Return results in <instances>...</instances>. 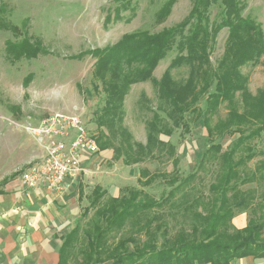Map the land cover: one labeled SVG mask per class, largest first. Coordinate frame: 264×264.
Returning a JSON list of instances; mask_svg holds the SVG:
<instances>
[{"label": "trees", "instance_id": "obj_1", "mask_svg": "<svg viewBox=\"0 0 264 264\" xmlns=\"http://www.w3.org/2000/svg\"><path fill=\"white\" fill-rule=\"evenodd\" d=\"M117 1L120 7L107 15V26L124 19L125 0ZM178 1L164 3L156 15L158 24L167 20ZM191 4L189 14L174 27L157 33L125 34L113 45L88 52L96 60L93 82L105 95L96 116L100 150L113 148L115 160L126 166L172 159L174 169L172 173L140 171L138 182L143 188L161 182L170 188L159 200L136 187H124L119 197H110L97 185L89 206L63 239L59 264H231L247 257L264 259V149L258 150L256 144L264 139V87L253 94L249 77L242 72L243 67L258 64L264 55V31L255 20L243 16L246 5L240 0H191ZM215 4L222 10L212 20L210 9ZM6 9L0 0V31L15 38L4 45L8 62L16 64L51 54L41 40H34L8 21ZM223 30L228 31L224 52L214 65L212 55ZM174 50L176 57L161 79L155 80L156 68ZM84 55L70 59L81 60ZM182 67L189 69L188 77L178 81L173 70ZM150 80L156 87L158 104L146 123V143H139L124 125V105L133 85ZM32 82L29 76L23 85L27 88ZM142 101L149 106L146 95ZM222 107L227 111L224 118L220 117ZM13 110L21 112L20 107ZM201 119L211 145L198 168L206 164L213 168L215 180L209 195H189L196 174L181 178L176 147L162 136L171 137L177 130L189 133ZM235 136L226 150L218 143ZM259 157L255 168L249 169V163ZM21 172L4 179L0 186ZM246 185L256 186L243 189ZM184 190V199L177 205L183 209L184 221L170 236L162 221L156 222L162 215L151 213L172 206L170 202ZM244 213L249 218L247 226L235 228L233 218ZM149 216L152 219L147 220ZM140 235L147 239L138 240Z\"/></svg>", "mask_w": 264, "mask_h": 264}, {"label": "rangeland", "instance_id": "obj_2", "mask_svg": "<svg viewBox=\"0 0 264 264\" xmlns=\"http://www.w3.org/2000/svg\"><path fill=\"white\" fill-rule=\"evenodd\" d=\"M166 1L125 0L127 9L121 14L124 19L113 21L107 26V15H113L115 9L120 7L117 0H1L7 7V20L24 29L26 35L34 40H41L51 54L10 64L5 59L3 50L5 42L15 38L10 32L0 31V93L4 98L0 104V183L8 176L22 171L15 177L19 183V176L25 170L40 163L44 156L41 143L26 128L39 126L53 113L79 116L91 135L95 139L99 137L96 116L104 105L105 95L102 88L97 86L96 89L93 82L92 73L96 60L88 52L113 45L125 34L138 31L157 33L164 28L174 27L189 14L192 7L191 0H179L167 20L158 24L157 12ZM240 1L246 5L243 16L255 20L264 31V0ZM221 10L219 5H213L210 9L211 19L218 18ZM227 36L228 31L223 30L217 39L212 55L214 65L222 57ZM81 53H86L83 59H70V56ZM176 55L177 51L174 50L161 61L153 74L155 80L161 79ZM188 70L187 67L175 69L173 76L178 81L184 80L188 77ZM242 72L249 77V88L255 94L264 87V55L258 64H249L243 67ZM29 76L33 78V82L25 88L23 81ZM143 95L150 102L148 107L142 101ZM157 104V90L153 81L132 86L125 100L124 125L135 141L146 143V123L151 119ZM14 107H20L21 112H15ZM202 107L205 105L202 104ZM226 113L225 107H222L220 117L224 118ZM237 137L219 139L218 143L226 150ZM162 138L176 147L181 178L196 174L192 183L193 190L189 195H209V186L215 180V171L207 164L202 169L198 168L204 151L211 145L203 120L193 124L189 133L177 130L171 137ZM109 142L111 143L110 139ZM115 144L120 146L119 142ZM256 144L258 150L264 149V139ZM259 159L261 158L250 162L249 169H254ZM81 168V172L74 179L81 183L86 195L97 185L106 190L107 196L119 195L124 187H136L155 200L161 199L163 193L170 188L162 182L143 188L138 182L140 171L148 169L151 173H172L174 169L172 159L149 160L143 164L126 166L122 160H115L113 148L100 150L94 156H86ZM254 186L256 185H246L243 189ZM18 190H21L20 187ZM183 193L186 194V190L170 202L172 206L167 205L151 213L162 215V219L156 222L161 224L162 221L161 225L167 227L170 236L175 234L179 224L184 221L181 216L183 209L177 206L184 199ZM136 238L141 241L147 239L144 235Z\"/></svg>", "mask_w": 264, "mask_h": 264}, {"label": "crops", "instance_id": "obj_3", "mask_svg": "<svg viewBox=\"0 0 264 264\" xmlns=\"http://www.w3.org/2000/svg\"><path fill=\"white\" fill-rule=\"evenodd\" d=\"M4 57L8 61L6 55ZM3 99L0 93V104ZM18 182L14 178L0 186V264H59L63 239L89 206L94 189L86 195L81 183L75 179L67 180L68 189L61 194L42 187L28 189L22 176ZM120 195L121 191L110 197ZM248 221V215L244 213L235 216L232 224L243 229ZM231 264H264V259L247 257Z\"/></svg>", "mask_w": 264, "mask_h": 264}, {"label": "built area", "instance_id": "obj_4", "mask_svg": "<svg viewBox=\"0 0 264 264\" xmlns=\"http://www.w3.org/2000/svg\"><path fill=\"white\" fill-rule=\"evenodd\" d=\"M26 130L40 141L44 151L40 163L21 174L28 189L42 187L64 193L69 186L67 180L81 172L83 159L100 152L96 139L77 115L53 113L39 126Z\"/></svg>", "mask_w": 264, "mask_h": 264}]
</instances>
